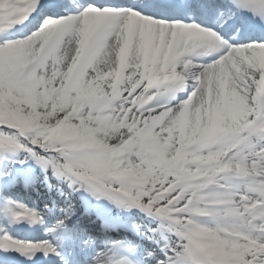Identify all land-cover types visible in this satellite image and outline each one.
Listing matches in <instances>:
<instances>
[{
	"label": "snow or ice",
	"instance_id": "1",
	"mask_svg": "<svg viewBox=\"0 0 264 264\" xmlns=\"http://www.w3.org/2000/svg\"><path fill=\"white\" fill-rule=\"evenodd\" d=\"M72 4L0 0V210L42 219L11 196L35 164L46 183L143 212L156 223L139 234L164 243L101 247L67 204L47 229L58 243L3 231L0 250L34 264H264V0ZM160 8L242 22L232 35Z\"/></svg>",
	"mask_w": 264,
	"mask_h": 264
},
{
	"label": "rangeland",
	"instance_id": "2",
	"mask_svg": "<svg viewBox=\"0 0 264 264\" xmlns=\"http://www.w3.org/2000/svg\"><path fill=\"white\" fill-rule=\"evenodd\" d=\"M51 189H52V191H54V193L51 192L50 194H48V197L51 196V199L54 200L55 205L50 203V201H51L50 199H47L44 203H47L46 205L49 206L48 212H49V210H55L57 213H59L62 208L67 206V204H71L72 212L74 214L76 211L75 209L77 208L76 197L78 196V192L72 191V189L69 188V186L66 182H63L60 184L58 182H56V183L52 184ZM45 193L47 194L48 191H46ZM103 201H106V200H103ZM103 205L105 207H107L109 210L113 209V204L108 200L106 202H104ZM45 214H47V212ZM72 218H74V216H72ZM144 226H147V224H142V228H144ZM145 232H147V231L144 230L143 233H145Z\"/></svg>",
	"mask_w": 264,
	"mask_h": 264
},
{
	"label": "bare ground",
	"instance_id": "3",
	"mask_svg": "<svg viewBox=\"0 0 264 264\" xmlns=\"http://www.w3.org/2000/svg\"><path fill=\"white\" fill-rule=\"evenodd\" d=\"M61 15H63V14H61ZM223 18H224V17H223ZM192 55H193V59H195V60H198V61H202V60H204L203 57H198V56L195 55V53H193Z\"/></svg>",
	"mask_w": 264,
	"mask_h": 264
}]
</instances>
